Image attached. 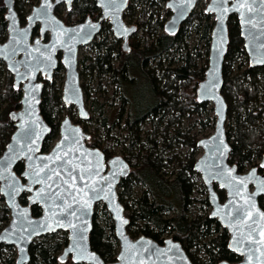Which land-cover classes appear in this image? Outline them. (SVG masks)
<instances>
[{
	"label": "water",
	"instance_id": "95a60500",
	"mask_svg": "<svg viewBox=\"0 0 264 264\" xmlns=\"http://www.w3.org/2000/svg\"><path fill=\"white\" fill-rule=\"evenodd\" d=\"M72 1L47 0V17L39 18L36 11L45 3V0H39L38 5L26 17L25 25L19 27L16 16L14 21L9 19L15 14L12 0H2L7 24L6 40L0 44V61L12 77V88H20V99L18 109L8 113L13 131L0 154V198L8 213V222L0 230V245L14 249V264H26L27 250L33 241L64 232L66 244L58 256L61 262L69 258L73 264H191L180 245L170 238L158 245L143 236L131 239L127 235L128 219L118 201L117 187L120 180L128 176L129 166L119 156L105 158L97 148L86 146L89 136L79 124H73L69 117L64 116L58 125L56 141L47 152L41 151L43 142L50 134V128L39 114L42 83L37 78L39 76L47 82L51 79L57 67L56 53L62 54L59 64L64 71L60 102L64 108L72 107L77 121L84 122L88 119V113L76 70L78 46L87 45L91 41L103 20H108L113 37L122 40V51L128 50L127 38L135 31L133 27H127L122 22V12L126 8L127 0H118V7L109 5L107 0H94L101 11V17L96 22L85 20L79 25L65 27L53 15V11L61 3L68 8ZM198 1L167 0L164 7L171 15L164 25V32L173 34L188 18ZM181 11L183 15H180ZM204 13L212 18L213 23L209 33L206 67L203 79L196 86L195 100L198 103L211 104L215 122L212 134L195 143L196 148L201 150V155L193 162L192 169L199 176L206 192V201L210 208L208 218L226 232V249L239 258L237 262L221 261L218 264H264V212L258 206V199L264 197V152L257 167L244 173L238 172L236 166L228 162L230 146L224 129L227 109L220 93L223 59L228 44L227 23L231 16L236 19L238 37L242 42L247 66L250 69L264 67V0H207ZM29 17L32 19L29 20ZM36 23L40 24L41 38L45 32L50 33L45 44L38 39L29 42L31 29ZM89 25L95 27L90 28ZM73 30H77L79 35ZM25 31L26 36L18 35ZM64 32L66 34H62ZM37 60L40 61L39 65ZM33 88L35 91L29 93ZM26 96L29 97L27 101ZM49 157L52 159H48ZM19 163L22 164L23 171L17 175L14 168ZM85 169L91 172L95 187L102 189L97 199H91L94 193L87 188L84 189L87 196L75 191L84 188L87 182L88 172ZM254 170L255 175L250 180L243 184L236 183L238 179L248 177ZM36 172L40 173V177L49 176L47 185L51 186L53 192H60L61 199L51 209L48 207L51 200L45 201L37 196L46 185L35 182ZM80 177H85V180ZM74 178L75 188H72L70 185ZM57 183L60 184L59 189L55 187ZM214 186L223 192V200L218 199ZM23 194L26 197L25 204L22 205L19 199ZM69 194L75 195L81 201L90 200V207L84 211L79 222L69 215L74 209L80 208L79 203L71 201ZM45 195H48L47 191ZM66 200L71 207L66 206ZM97 204L105 208L117 244L114 261L109 263L101 260L88 243L93 208ZM31 206L39 209L38 216H31ZM53 212L67 215V220L76 223L83 230L80 233L83 240L78 241V245L74 246V230L66 226L67 221L63 215H59V218L64 227L56 226L55 230L46 226L40 227L54 224ZM77 215L81 213L77 212ZM69 248L74 250L69 252Z\"/></svg>",
	"mask_w": 264,
	"mask_h": 264
},
{
	"label": "trees",
	"instance_id": "16d2710c",
	"mask_svg": "<svg viewBox=\"0 0 264 264\" xmlns=\"http://www.w3.org/2000/svg\"><path fill=\"white\" fill-rule=\"evenodd\" d=\"M35 0H26V6H32ZM140 6V13L136 20L137 29L142 31V47L138 49L132 47L131 51L124 53L117 45H111L108 48L97 47L98 55L94 59L90 73H94L97 78L100 76H109L110 83L114 86V93L118 95L120 107H125V115L122 123V131L125 133L124 139L128 143V149L134 148L140 140V126L146 120L149 121L152 129H155L157 123H161L175 111H192L198 114L205 112L206 103H198L195 100V89L197 84L203 79V73L206 67L204 63L199 68L195 67L194 61L196 55L189 56L185 53L180 57L179 61L182 65L179 67L172 66L173 60L168 61V67L165 68L161 75L164 79V86L160 87L153 78V73L148 68L149 60L158 61L169 56V51L174 49L175 45H179V49L184 48L181 45V33L186 30L189 24H193V30L198 33L199 37L204 41L203 49L207 52L209 33L212 28V23L209 24L207 15L201 12L194 11L189 15L188 19L179 27L174 36L165 34L162 30V24L167 12L165 10L155 13L153 8L159 3H165L166 0H135ZM17 3V0H15ZM85 3H87L85 1ZM88 4V3H87ZM90 5V4H88ZM3 3L0 0V10ZM149 9L151 13L156 15V19L152 20V15L145 19V11ZM237 25L234 16L228 19L227 34H229L228 24ZM5 22L0 11V38L4 33ZM229 31V32H228ZM159 32V35L157 33ZM229 37V35H228ZM240 42L238 36H235ZM131 45V44H130ZM242 49V45L236 48H231L230 40L228 41L226 54L223 59L222 66V85L221 91L229 85L233 95L243 101L245 92L243 88L236 85V82L228 83L224 79V64L230 53L235 49ZM178 49V50H179ZM177 50V49H176ZM184 50V49H183ZM180 52V50H179ZM243 53V52H242ZM244 54V53H243ZM233 55V54H232ZM231 55V56H232ZM117 61L115 67L112 62ZM1 64V63H0ZM158 65L159 62L157 63ZM3 82L0 88V154L4 150L9 137L13 131L12 123L8 120V113L17 110L19 107L20 92L12 88L9 73L6 69L3 70ZM236 79L243 80L245 76L249 77H264V67L250 69L248 66L240 73ZM1 76V74H0ZM161 88V89H160ZM264 91V88L262 89ZM222 96V95H221ZM59 91L54 89L52 83H47L41 92L39 103V114L45 124L50 128V134L46 137L42 144L41 151L46 152L48 144L54 139L57 133V125L60 120L57 107L60 104ZM244 104V103H243ZM241 104V107L244 106ZM66 113H70V109L62 108ZM249 116V126H255V122L259 119L258 112L251 113ZM254 115V116H253ZM154 121V118H157ZM75 123H78L77 121ZM160 126V125H158ZM166 128L164 127L163 134ZM178 133H173L172 139L180 141ZM252 135L251 131H246L243 128H238L232 136H236V140L230 143L229 136L226 134V141L230 146L228 162L235 165L237 171H241L245 162L250 159H259L261 150L253 147L254 139L258 138L260 144H264V128H261L257 135L248 139L244 148L239 147V143L245 140L246 135ZM153 139V137H151ZM154 140V139H153ZM114 140L107 137L103 141L96 138L95 132L91 129L87 146L97 148L105 158L112 156L111 146ZM145 150H140L137 156L131 152L124 154L122 158L129 166V174L126 178L120 180L117 187V198L122 205L124 211H130L127 216L128 227L127 235L131 239L137 238V235L147 237L152 241L160 244L161 237L164 234H169L171 240L178 243L185 252L191 264H218L221 261L237 262L239 259L229 253L226 249L227 234L219 225L208 218L207 215L188 218L185 209L187 192L189 190V179L183 174L193 176L192 171L193 159H190L182 166L181 171H178L173 179L164 178L158 169V165L154 161L156 157H152L150 151H155L153 144H150L149 138H145ZM117 142V141H116ZM185 143L195 149L196 141L193 138H187ZM131 151V150H130ZM164 151V144H163ZM163 156V154H162ZM161 156V157H162ZM257 164L253 165L256 167ZM23 171L22 164L19 163L14 168V172L20 175ZM140 184L144 191L135 199L131 196L132 186ZM26 195L23 194L20 199V204H25ZM218 197L222 198V192H218ZM2 203V199L0 198ZM130 204H129V203ZM204 204L207 205L206 200ZM131 205V206H130ZM258 206L264 212V197L258 199ZM172 212V217L164 218L165 212ZM40 213L36 206L30 207L32 217L38 216ZM94 213V212H93ZM106 228L97 226L92 215L91 231L88 236L90 249L95 252L105 263L113 262L117 250V244L113 236L112 223L109 216L106 217ZM8 222V213L4 205H0V230ZM139 224L140 229L136 226ZM131 227H135L133 230ZM131 230V231H130ZM108 232V233H106ZM66 244L65 234L61 237L55 235H47L39 238V241H33L28 247V261L26 264H73L69 258L64 262L58 260V252L63 249ZM9 249L0 245L1 249ZM200 252L205 256V262H199L193 255ZM13 261L0 259V264H11Z\"/></svg>",
	"mask_w": 264,
	"mask_h": 264
},
{
	"label": "rangeland",
	"instance_id": "374dc122",
	"mask_svg": "<svg viewBox=\"0 0 264 264\" xmlns=\"http://www.w3.org/2000/svg\"><path fill=\"white\" fill-rule=\"evenodd\" d=\"M26 0H17L16 5H19L21 8L20 15H25L29 12L30 7L25 5ZM35 5L38 3V0L34 1ZM207 0H200L196 3L194 7V12H203L206 6ZM155 13L159 14V11L162 12L164 10V3H159V5H155L153 8ZM159 10V11H158ZM1 15L5 14V9L2 7ZM167 12V11H166ZM140 13V6L135 0H130V9L125 12L124 15V23L128 26L135 25L134 22L137 20ZM152 15V20L156 19V15L151 13L149 9L145 11V19L147 16ZM168 12L164 17L163 23L168 19ZM209 24L213 23L212 18L207 15ZM193 24H189V26L184 30L181 38V45L184 48L179 49V45L176 44L173 51H169V56L165 59H158V61H151L149 60L148 68L150 67V71L153 73V78L156 79V83L159 84L160 87L164 86V79L162 78V74L166 67H168V61L173 60L172 66L179 67L182 65V62L179 61L180 57L187 53L189 56L196 55V59L194 61L195 67L199 68L204 63L207 62V52L203 49L205 43L199 37L198 33L193 30ZM229 29V40L231 48H236L237 46L240 47L242 42H238L235 36H238V27L229 22L228 24ZM108 36V40L106 42H112V36L110 33L106 34ZM159 35V32L157 33ZM142 31L138 30L132 38H130V51L131 48L134 46L138 49L142 47ZM239 38V37H238ZM101 36L99 35L96 38V42L100 41ZM209 43V42H208ZM120 41L117 43V46L120 47ZM129 45V44H128ZM208 46V45H207ZM90 46L84 49H81L78 53V65L77 71L79 74V84L81 86L83 92V101L85 109L88 113V119L85 122H80L79 125L81 126L83 132L89 134L91 129L95 132V136L98 140L103 141L105 138L109 137L113 139L111 146V153L112 156H119L122 158L124 154L127 152H131L133 155L137 156L139 151L145 150L147 144H144V139L149 138L150 144L154 145L155 151H150L149 153L152 154V157H156L154 160L158 165V169L160 174L166 179H173V177L177 174L178 171H181L182 166L192 157L193 161H195L200 155L201 150L195 148L194 150L191 149L186 143L187 138H193L195 141L199 139H203L208 137L213 132V125L215 122V117L212 114V106L211 104H206L205 112L203 114H198L197 112L190 111H175L171 113L168 118H165L163 122L160 124L157 123L152 129L149 121L146 120L140 126V140L137 145L132 148L128 149L127 141L123 140L125 133L122 131V123L125 115L126 108L120 107V101L118 98L117 93L114 92V86L110 83V79L108 75L100 76L97 78L94 73H90L86 67L89 64L85 63L84 57H94L93 50ZM177 49V50H176ZM180 52H179V50ZM184 49V50H183ZM242 49H235L233 53H230V57L226 60L224 64V79L228 83L236 82V85H239L240 88H243L245 92V97L241 103L239 99L235 97L229 87L226 86L225 89L222 91V98L226 105V119H225V133L229 136L230 143L232 140H236V136H232L235 132H238V128H243L247 132L251 131L252 135H246L244 137L245 140H242L239 143V147L244 148L245 144L248 142V139L253 138L255 135L258 134L261 128H264V77H249L245 76L243 80L236 79L238 75H241L245 68L247 67V60L245 55L242 53ZM233 54V55H232ZM232 55V56H231ZM82 60V61H81ZM118 61V60H117ZM117 61L114 60L112 62V66L115 67L117 65ZM159 62L160 65L157 63ZM0 88L3 82V70L4 65L0 62ZM10 81L11 76L9 75ZM63 72H56L53 76L52 86L54 89H59V94L61 90V86L63 83ZM161 89V88H160ZM245 105H244V104ZM241 104L244 106L241 107ZM3 106H0V110ZM63 105L60 103L57 107V111L59 112L60 119L63 116H68L71 122L74 124L77 120L76 112L72 108L70 109V113L66 114L62 110ZM258 112V120L255 122V126H249V116L251 113ZM254 116V115H253ZM157 118H154V121H157ZM160 125V126H158ZM164 127L166 128L165 134H163ZM178 133L177 135L180 137V141L172 139L173 133ZM153 137V139H151ZM57 134L51 142L48 144L49 150L53 143L56 141ZM117 141V142H116ZM247 141V142H246ZM256 142L255 145L252 146L264 152V144H260L258 138L254 139ZM246 142V143H245ZM163 144H164V151H163ZM131 150V151H130ZM163 154V156H162ZM111 156V157H112ZM162 156V157H161ZM123 159V158H122ZM259 159H250L249 161L245 162L243 169L240 171L242 173L246 172L253 165L257 164ZM187 179H189V190L187 192V199L185 203V209L187 211L188 218H194L198 216L207 215L210 211L208 204H204L206 200V192L205 189L199 179L197 174L193 176H189L188 174H183ZM119 189H117L118 192ZM144 191V188L140 184H135L132 186L131 189V196L135 199L137 196L140 195ZM129 203V202H128ZM3 204L0 202V205ZM130 204V203H129ZM131 206V205H130ZM93 216L95 217L94 223L102 228H106V222L108 214L105 208L101 204H97L93 208ZM130 211H124L125 217L129 215ZM164 218L172 217V212H165L163 214ZM140 229V225H136ZM128 227V226H127ZM135 227H131L130 229H134ZM131 231V230H130ZM108 233V232H106ZM64 232H58L53 235L56 237H61L64 235ZM140 235L138 234L137 237ZM66 238V234H65ZM162 239L171 238L169 234H164ZM35 241H39V238ZM7 248V246H5ZM9 249H1L0 250V259L4 261L5 259H9L13 261L16 257V253L12 247H8ZM62 250H60L57 256L60 255ZM197 254L193 255L194 258L197 259L199 262H205V256L200 252V250L196 251Z\"/></svg>",
	"mask_w": 264,
	"mask_h": 264
},
{
	"label": "flooded vegetation",
	"instance_id": "af4514ba",
	"mask_svg": "<svg viewBox=\"0 0 264 264\" xmlns=\"http://www.w3.org/2000/svg\"><path fill=\"white\" fill-rule=\"evenodd\" d=\"M85 1L88 3V4H90V5H88L87 3H85ZM167 1V0H166ZM166 1H165V3H166ZM200 1V0H199ZM198 1V2H199ZM38 2H39V0H38ZM165 3H164V5H165ZM38 5V3L35 5V3H33V5L32 6H29L30 7V10H29V12L28 13H26L25 15H20V12H21V8L19 7V5H16V2H15V0H12V6H13V10H14V13H15V16H16V19H17V22H18V25H19V27H23L24 25H25V23H26V17L28 16V15H30V13H31V10H32V8L33 7H36ZM206 5H207V3H206ZM206 7V6H205ZM4 8V7H3ZM128 9H130V0H127V5H126V8L124 9V11L122 12V22L124 23V15H125V12L128 10ZM205 9V8H204ZM164 10L165 11H167L168 12V19H169V17H170V15H171V13L167 10V9H165V7H164ZM159 11V10H158ZM194 11V10H193ZM192 11V12H193ZM191 12V13H192ZM190 13V14H191ZM204 15H208V14H205L204 13V10H203V12H202ZM53 15L65 26V27H73V26H76V25H79V24H81V23H83L85 20H89L90 22H92V23H94V22H96L100 17H101V11H100V9L96 6V4H95V1L94 0H73L71 3H70V5H69V7L67 8L63 3H61V4H59V5H57L55 8H54V11H53ZM3 16V19H4V22H5V26H4V33H3V35L1 36V38H0V44H2L5 40H6V24H7V22H6V20H5V14H3L2 15ZM189 17V16H188ZM167 19V20H168ZM188 19V18H187ZM186 19V20H187ZM166 20V21H167ZM185 20V21H186ZM166 21L162 24V30L164 31V25H165V23H166ZM184 21V22H185ZM183 22V23H184ZM182 23V24H183ZM125 24V23H124ZM134 26L133 25H126L127 27H133L134 28V33L131 35V36H129L128 38H127V46H126V48L128 49L127 51H123L124 53H128L129 51H130V42H131V40H130V38H132V36L139 30V29H137V25H136V20H135V22H134ZM181 24V25H182ZM181 25H179L178 26V28L176 29V31L173 33V34H167V33H165V34H167V35H169V36H174L175 35V33H177V31H178V29H179V27L181 26ZM40 24L39 23H36L34 26H33V28L31 29V33H30V37H29V42L30 43H32V41L34 40V39H38V40H40V42L42 43V44H45V43H47L48 42V40H49V36H50V33H49V31H47V32H45L44 33V35L42 36V38L40 37ZM107 33H110L111 34V36H112V42H106V40H108V36L106 35ZM183 33V32H182ZM182 33H181V35H182ZM101 36V39H100V41H97L96 42V38L98 37V36ZM240 40V39H239ZM120 41V47H119V49L122 51V40L121 39H117V38H114L113 37V34H112V31H111V27H110V24H109V22H108V20H103V21H101L100 22V27H99V30H98V32H97V34L95 35V36H93L92 37V39H91V41L87 44V45H84V46H81V45H79L78 46V48H77V55H76V70H77V65H78V53H79V51L81 50V49H84V48H87V47H91L92 49H89L90 51H92L93 50V53H94V57H88V56H86V57H84V60H85V63H83V64H89V66L88 67H86V69H88L89 70V72L91 71V66H92V63H93V61H94V59H96V56L98 55V52H97V47H104V48H108L109 46H111V45H117V43ZM228 41H229V37H228ZM241 41V40H240ZM129 44V45H128ZM61 52H57L56 53V55H55V59H56V61H57V67H56V69L53 71V73H52V75H51V79L47 82V81H45L44 79H42V78H40L39 76H38V78H37V81H39V82H41L42 83V90H43V87H45V85L47 84V83H54V81H53V76H54V74L56 73V72H63V77H64V71H63V69H62V67H61V65L59 64V60H60V58H61ZM82 61V60H81ZM1 62V61H0ZM77 73H78V71H77ZM78 77H79V74H78ZM11 80H12V77H11ZM80 85V84H79ZM62 87V86H61ZM54 88V87H53ZM80 89H81V86H80ZM17 90H19V92H20V88H18ZM56 90H59V89H57L56 88ZM81 91H82V89H81ZM42 92V91H41ZM60 93H61V90H60ZM82 94H83V92H82ZM60 100V99H59ZM61 103V102H60ZM72 107H69V108H66V109H71ZM73 109V108H72ZM74 110V109H73ZM64 117V116H63ZM62 117V118H63ZM68 117V116H67ZM61 118V119H62ZM60 119V120H61ZM60 120H59V123H60ZM77 121V120H76ZM75 121V122H76ZM87 121V120H86ZM78 123H74V124H79L80 123V121H77ZM85 122V121H84ZM59 123H58V125H59ZM58 125H57V131H58ZM57 134V133H56ZM88 136H89V134H88ZM89 140V138L87 139V141ZM87 141L85 142V144H86V146H87ZM54 144V143H53ZM91 148V147H90ZM48 151V150H47ZM46 151V152H47ZM103 154V153H102ZM262 154V153H261ZM257 167V166H256ZM192 171H193V169H192ZM194 172V171H193ZM239 172V171H238ZM195 173V172H194ZM196 174V173H195ZM214 191H215V193L217 194V197H218V192H219V190H217L216 188H215V186H214ZM220 192H222V191H220ZM222 195H223V197L222 198H219L218 197V199L219 200H223V198H224V194H223V192H222ZM22 196V195H21ZM261 198V197H260ZM207 202V201H206ZM209 213V212H208ZM207 216H208V214H207ZM127 229V228H126ZM223 230V229H222ZM147 238V237H146ZM162 239V238H161ZM227 239H228V236H227ZM163 240H165V239H162L161 240V242H160V244H158V245H161L162 244V242H163ZM156 243V242H155ZM157 244V243H156ZM238 258V257H237ZM239 259V258H238Z\"/></svg>",
	"mask_w": 264,
	"mask_h": 264
},
{
	"label": "snow or ice",
	"instance_id": "6c2138e0",
	"mask_svg": "<svg viewBox=\"0 0 264 264\" xmlns=\"http://www.w3.org/2000/svg\"><path fill=\"white\" fill-rule=\"evenodd\" d=\"M107 3L111 6L114 7H118V0H107ZM47 9H48V4H47V0H45V3L41 5V9H38L36 11V16L39 18H45L47 17ZM180 15H183V11L180 12ZM9 19H12L13 21L15 20V14H13L12 16L9 17ZM32 17H29V20H31ZM88 27L90 28H94L95 25H89ZM73 31H77V30H73ZM26 31L25 32H21L18 35L20 37H24L26 36ZM62 34H66V32L62 33ZM77 35H79V32L77 31ZM87 35V33H86ZM83 39V37H81ZM38 43V41H37ZM2 51V50H0ZM48 59H50V57H48ZM40 64V61L37 60V65ZM37 70H39V68L37 67ZM31 91H35V88L29 90V93H31ZM28 96L25 97V100H28ZM65 124H67V121H65ZM67 139V137L65 138ZM57 148H60V145H57ZM48 159H52L51 157H49ZM262 167H264V165H262ZM85 172H88V169L84 170ZM56 175H59V173H56ZM229 175H231V173H229ZM255 175V170L253 171V173L249 174L248 177L245 178H241L238 179L236 181L237 184H243L245 183L246 180H250L252 178V176ZM35 176L37 177V179L35 180L36 183H45L46 187L40 189V191L37 193V196L39 198H42L45 201L51 200L52 203L48 205L49 209H51L54 205H56V201L61 199V195L60 192H53L51 186L47 185V180L50 179L49 176H44V177H40V173L36 172ZM81 180H85V177H80ZM65 183H67V181H65ZM56 188H60V184L57 183L55 185ZM70 187L75 188V178L72 181V184L70 185ZM87 188L89 189L92 193H94V195L91 197V199H97L99 198V193L100 191H102V189H97L94 185V183L92 182V174L91 172H88V176H87V182H85L84 184V188H80V189H75V191L77 192H81L83 193L84 196H87L88 193L84 191V189ZM19 189H17L18 191ZM30 190V189H29ZM48 192V195H45V192ZM61 191H63V189H61ZM71 195V194H69ZM71 201L74 203H79L80 204V208L79 209H74L71 213H69V215H72L76 218V221L79 222L81 220V216L84 214V211H86L89 207H90V200L88 199H84V200H79L75 195H71ZM66 206L67 207H71L70 203H67V200L65 201ZM58 206V205H57ZM77 212H80L81 215H77ZM59 215H63V213L59 214ZM59 215L55 212L52 213V219L54 221V224H47V225H41L40 227H48L51 230H55L56 226L59 227H64L65 225L61 223ZM64 220L67 221V227L72 228L74 230L73 232V244L74 246L78 245V241L83 240V236L80 235V233L83 231L82 229H79L76 223H73L71 220H67V215H63ZM132 247H135L134 245ZM74 248H69L68 251L71 252L73 251Z\"/></svg>",
	"mask_w": 264,
	"mask_h": 264
}]
</instances>
